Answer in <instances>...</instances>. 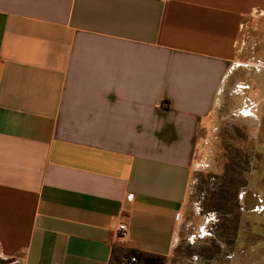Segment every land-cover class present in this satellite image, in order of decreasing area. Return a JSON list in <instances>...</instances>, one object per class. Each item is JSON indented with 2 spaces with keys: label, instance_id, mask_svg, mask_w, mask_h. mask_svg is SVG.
I'll return each instance as SVG.
<instances>
[{
  "label": "crops",
  "instance_id": "0c3cea01",
  "mask_svg": "<svg viewBox=\"0 0 264 264\" xmlns=\"http://www.w3.org/2000/svg\"><path fill=\"white\" fill-rule=\"evenodd\" d=\"M263 15L264 0H0V261L108 264L113 245L169 260L199 134Z\"/></svg>",
  "mask_w": 264,
  "mask_h": 264
},
{
  "label": "rangeland",
  "instance_id": "374dc122",
  "mask_svg": "<svg viewBox=\"0 0 264 264\" xmlns=\"http://www.w3.org/2000/svg\"><path fill=\"white\" fill-rule=\"evenodd\" d=\"M242 39L232 81L199 134L165 264H264V15Z\"/></svg>",
  "mask_w": 264,
  "mask_h": 264
},
{
  "label": "trees",
  "instance_id": "16d2710c",
  "mask_svg": "<svg viewBox=\"0 0 264 264\" xmlns=\"http://www.w3.org/2000/svg\"><path fill=\"white\" fill-rule=\"evenodd\" d=\"M132 258L135 261L129 263V260ZM165 261L166 258L163 256L127 249L120 245H113L108 264H165Z\"/></svg>",
  "mask_w": 264,
  "mask_h": 264
},
{
  "label": "built area",
  "instance_id": "2783aa9c",
  "mask_svg": "<svg viewBox=\"0 0 264 264\" xmlns=\"http://www.w3.org/2000/svg\"><path fill=\"white\" fill-rule=\"evenodd\" d=\"M131 195H127L126 200L129 201ZM116 235L119 241H124L126 238V226L123 223H120L116 227ZM135 260L132 258L129 260V263H133Z\"/></svg>",
  "mask_w": 264,
  "mask_h": 264
}]
</instances>
